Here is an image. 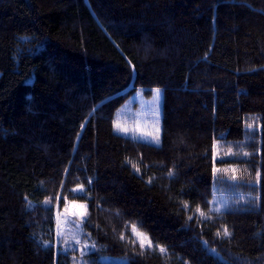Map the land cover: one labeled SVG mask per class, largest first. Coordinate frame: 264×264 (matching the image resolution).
Returning <instances> with one entry per match:
<instances>
[{
  "label": "trees",
  "instance_id": "1",
  "mask_svg": "<svg viewBox=\"0 0 264 264\" xmlns=\"http://www.w3.org/2000/svg\"><path fill=\"white\" fill-rule=\"evenodd\" d=\"M157 88L161 144L117 133ZM232 169L251 197L217 213ZM73 203L91 264H264V0H0V264H75Z\"/></svg>",
  "mask_w": 264,
  "mask_h": 264
},
{
  "label": "rangeland",
  "instance_id": "2",
  "mask_svg": "<svg viewBox=\"0 0 264 264\" xmlns=\"http://www.w3.org/2000/svg\"><path fill=\"white\" fill-rule=\"evenodd\" d=\"M162 107H163V92H160L159 98L156 96V92L151 97H145L141 94H136L133 98L120 110L118 118L116 119V132L131 138H137L142 141H146L155 145L161 144L162 138ZM119 125V127H117ZM159 129V131H157ZM159 136V142L153 141L152 137ZM235 177V178H233ZM221 178L215 189L214 200L212 208L226 210L231 206H236L240 202H245L249 194L242 193L241 188L244 183L237 174H229L226 177ZM258 198V197H256ZM85 205V204H75ZM85 209L80 207H74L73 204L69 205L63 217L60 218V225L63 229V237L69 242L70 245L76 247L80 255L76 256V263L81 264V248L83 244L77 245L73 240V236L80 239L79 231L81 229V215ZM85 220V218L83 217ZM67 221L68 223H65ZM80 226V227H77ZM138 239V238H137ZM81 241V240H80ZM139 241V240H138ZM89 242V241H88ZM152 242V241H151ZM77 245V246H76ZM153 247H147V241L145 242V249H154ZM213 254L220 257L215 250H211ZM103 258V259H102ZM101 260L108 264H130L127 257H115V256H102ZM83 260L88 264L91 262L87 259V256H83Z\"/></svg>",
  "mask_w": 264,
  "mask_h": 264
},
{
  "label": "snow or ice",
  "instance_id": "3",
  "mask_svg": "<svg viewBox=\"0 0 264 264\" xmlns=\"http://www.w3.org/2000/svg\"><path fill=\"white\" fill-rule=\"evenodd\" d=\"M155 92H156V96H157V98H159L161 90H160L159 88H157V89L155 90ZM117 127H119V125H117ZM247 127H248V128H252V125H251V124H248ZM157 131H159V129H157ZM152 139H153V141H155L156 143H158L160 138H159V136L157 135V136L152 137ZM244 155H245V156H248L249 153H244ZM221 162H222V163H232V162H234V161H225V160H223V158H222V159H221ZM137 171H139L138 168H137ZM220 171L227 172L228 169H223V170H221V169H214V175H215L217 172H220ZM231 171H232V172H235L236 170H235V169H232ZM172 175H173V173H172V172H169V176L171 177ZM256 176H257V182H258L259 179H260V173L257 172ZM233 178H235V177H233ZM89 183H90V182H89ZM72 191H73L74 193H83L85 190H84L83 186L81 185L78 189H73ZM78 198H82V197L79 196V195H76V196L73 197V201H75V199H78ZM56 199L59 200L60 198L57 197ZM51 202H52V201L49 200V201H46L45 203H46V204H50ZM73 206H74V207H80V208L85 209L84 212L80 213V215H81V217H82V219H81V225H82V224L84 223L83 217H85V216L87 215V206H86V205H79V206H77V205H75V203H73ZM185 207H187V205H186ZM215 211H216L217 213H219V212L221 211V209H215ZM200 215H201V216H204L205 214H204L203 212H201ZM57 219H58V221H59V220H60V217L58 216ZM189 219H192V217L190 216ZM65 223H68V222L65 221ZM77 227H80V226H77ZM57 228L59 229V231H58V235L62 237V236H63V229L61 228L60 223L57 224ZM131 230H132V233L138 238V240H139V245H140L141 250H144V249H145V242H146V241H147V247H148V248L153 247L151 240L147 237L146 234H144V233L138 231L136 225H132V226H131ZM217 235H220V232H217ZM223 235L226 236V237H230V236H231V233L228 231V229H227L226 226L224 227ZM120 239H121V240H124V239H125V236L122 234V235L120 236ZM73 240L75 241V243H76L77 245H79V244L81 243L80 239H78V238L75 237V236H73ZM64 243L67 244V241H64ZM132 243L135 244L136 241L133 240ZM43 247H49V243H44V244H43ZM155 247H157V248L159 249V252H160L161 254H165V253L167 252V249L164 248V247H162V246H160L159 244H157ZM70 248H71V245L68 246V249H61V250H62V251H68ZM95 250H96L95 244L93 243L92 245H89L88 241L85 240L84 243H83V246H82V248H81V253H82L81 264H88L87 261H84V260H83V256L89 254L90 252H94ZM102 259H103V258H102Z\"/></svg>",
  "mask_w": 264,
  "mask_h": 264
}]
</instances>
